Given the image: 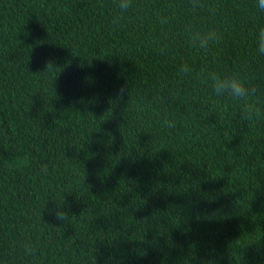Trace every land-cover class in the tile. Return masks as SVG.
<instances>
[{
    "label": "trees",
    "instance_id": "obj_1",
    "mask_svg": "<svg viewBox=\"0 0 264 264\" xmlns=\"http://www.w3.org/2000/svg\"><path fill=\"white\" fill-rule=\"evenodd\" d=\"M203 2L0 0V264H264V123L197 79L264 88V12Z\"/></svg>",
    "mask_w": 264,
    "mask_h": 264
},
{
    "label": "clouds",
    "instance_id": "obj_2",
    "mask_svg": "<svg viewBox=\"0 0 264 264\" xmlns=\"http://www.w3.org/2000/svg\"><path fill=\"white\" fill-rule=\"evenodd\" d=\"M121 19L133 6V0H116ZM191 10L195 13L204 8L203 0H189ZM255 7L259 12H264V0H255ZM183 36L187 44L196 51L207 52L210 47L218 44L222 40V33L218 28H202L194 24H186L183 29ZM256 50L259 55H264V27L260 28L255 35ZM52 63H48L47 68H51ZM180 72L185 75L192 73L191 67L184 63ZM200 83L210 86L212 97L218 102L225 99L232 102L238 109L234 114L238 117L240 125L254 127L264 123V88L256 82L257 77L250 72L239 70L221 73L215 70L202 69L197 74ZM124 93V88L120 94ZM165 126H171L169 121H165ZM67 212L57 210L55 217L57 220L65 221ZM200 264H218L216 259L204 257L200 259Z\"/></svg>",
    "mask_w": 264,
    "mask_h": 264
}]
</instances>
